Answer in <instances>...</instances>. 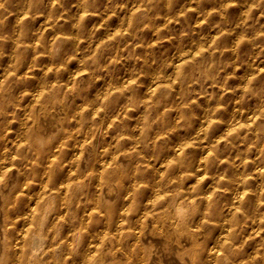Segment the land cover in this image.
Wrapping results in <instances>:
<instances>
[{
    "label": "clouds",
    "instance_id": "obj_1",
    "mask_svg": "<svg viewBox=\"0 0 264 264\" xmlns=\"http://www.w3.org/2000/svg\"><path fill=\"white\" fill-rule=\"evenodd\" d=\"M0 264H264V0H0Z\"/></svg>",
    "mask_w": 264,
    "mask_h": 264
}]
</instances>
